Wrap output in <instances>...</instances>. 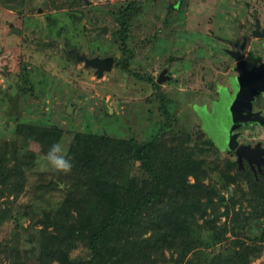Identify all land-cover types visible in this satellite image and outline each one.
Wrapping results in <instances>:
<instances>
[{
	"label": "rangeland",
	"instance_id": "374dc122",
	"mask_svg": "<svg viewBox=\"0 0 264 264\" xmlns=\"http://www.w3.org/2000/svg\"><path fill=\"white\" fill-rule=\"evenodd\" d=\"M131 1L0 0V178H6V186L0 184V264L19 260V264H38L43 225L39 218L44 209L56 210L63 204L73 179L72 170L58 172L48 163L47 154L53 145L68 149L74 134L86 129L116 137L132 136L138 141L150 139L166 120L160 105L162 93L170 107L165 137L188 133L193 142L207 136L191 102L208 101L216 81L224 82V42L217 34L224 35L225 24L228 37L237 36V19L249 23L252 11H256L252 9L254 3L260 2L181 0L175 11L168 9L173 0H134L137 10L129 19L127 49H122L118 14ZM260 6L264 14V2ZM224 8L228 9L226 15ZM164 21L166 28L162 27ZM104 24L108 29L101 33L99 28ZM207 30L211 32L208 36L204 35ZM253 44L254 39L250 47ZM72 47L90 56L112 55L113 65L98 77L94 68L76 59L69 50ZM176 54L182 59L176 60ZM124 59L128 69L122 67L120 61ZM167 62L173 79L155 87L148 77L155 78ZM69 102L71 112L67 111ZM18 124L56 129L58 134L48 136L53 142L48 140L45 145L17 131ZM242 129L245 140L264 135L256 126ZM203 156L211 168L204 181L218 187L215 199L227 202L231 185L232 196L237 194L233 209L251 214L249 195H245L249 191L246 176L249 179L252 173L238 171L232 153L219 148ZM131 172L141 175L138 161H134ZM225 176L235 181L227 182ZM188 178L194 179L192 175ZM17 182L22 184L21 190L9 192ZM225 208L221 204L220 209ZM221 221L228 222V229L220 242L204 248L205 255L212 256L223 247L224 251L233 246L239 249V244L233 245L238 240L260 248L248 264H264V241L255 237L264 226V216L249 218L246 227H234L237 234L232 233L225 214ZM203 235L209 237L208 232ZM7 243L21 250L20 256L6 254ZM165 254L169 256V251ZM88 257L86 244L79 240L67 258L50 264H72Z\"/></svg>",
	"mask_w": 264,
	"mask_h": 264
},
{
	"label": "trees",
	"instance_id": "16d2710c",
	"mask_svg": "<svg viewBox=\"0 0 264 264\" xmlns=\"http://www.w3.org/2000/svg\"><path fill=\"white\" fill-rule=\"evenodd\" d=\"M136 10L134 0L119 10L122 49H127L129 19ZM120 62L128 69L127 59ZM148 80L159 86L154 78L149 76ZM161 95L166 120L150 139L138 141L132 136L116 137L91 129L74 134L67 149L73 172L70 188L59 208L44 209L39 218L43 225L39 230L38 264L67 258L79 240L86 244L89 257L72 264H248L250 257L257 255L254 251H260L254 243L235 240L233 245L239 244V249L233 246L224 251L223 247L212 256L205 255L204 248L220 242L228 229L222 215L228 217L234 234V227H246L249 218L264 216V176H246L249 191L245 196L249 195L251 214L233 209L236 192L225 203L215 199L218 187L204 181L211 175V168L203 153L218 147L209 136L193 142L188 133L165 137L170 107ZM17 129L45 145L48 140L53 142L48 136L58 134L56 129L33 124H18ZM134 161L139 163L140 176L131 172ZM225 177L227 182L235 181L232 176ZM0 184L6 186V178H0ZM14 185L9 192L21 190V183ZM221 204L226 208L221 210ZM204 232L209 233L208 238ZM255 237L264 241V226ZM5 248L6 254L20 256L18 248L8 243Z\"/></svg>",
	"mask_w": 264,
	"mask_h": 264
},
{
	"label": "flooded vegetation",
	"instance_id": "af4514ba",
	"mask_svg": "<svg viewBox=\"0 0 264 264\" xmlns=\"http://www.w3.org/2000/svg\"><path fill=\"white\" fill-rule=\"evenodd\" d=\"M259 1L258 4L254 3L256 6L252 9H256V11H252L253 14L249 23L244 22L242 19H237L236 24L239 28L237 36L235 35L234 38H229L227 25L225 24L224 35L221 33L217 34L219 40L224 42V45H222L225 59L224 82H221V79L216 81L215 85L210 90L211 96L208 101L191 102L193 111L199 118L200 125L203 128V133L207 136H209L210 133L208 134L206 128L214 131L216 125H237L226 134H224V131L221 133L219 131L218 136L221 142L226 143L229 141L230 143H233L234 147L225 145V147L222 148L215 143L210 136L209 137L220 150L232 153L233 162L238 171H250L256 179H260V177L264 176V152L261 150V147H264V135L255 140H245L243 139L242 128L246 126H256L257 128L263 129L264 132V124L260 123L257 119L244 122V120L247 119V116L245 115L248 112V107H250V112H259L260 115L264 116V90L262 89L253 96L248 95L247 90L244 89L245 86L242 85L243 83L240 84V67L251 69L264 62V14L261 12L260 6L264 0ZM180 4L181 0H173L168 3V9H174L177 11ZM224 12L226 15L228 9L224 8ZM162 23V27L166 28L165 21ZM208 34H211L210 30H207L204 35L208 36ZM253 39L254 44L250 47V41ZM174 57L176 60L182 59L180 54H176ZM228 59H230V61ZM164 67H166V71L161 77L165 79L162 82H157L158 84L173 79L172 74L169 72V62L165 63L161 70ZM161 70L154 78L155 80L159 76ZM260 115H254L252 113V117L255 116L256 118H260ZM217 127L216 130L218 129ZM233 134H235V136H232ZM256 143L260 144L258 148L255 150L250 148L247 155L242 154V166L239 167L237 161L238 155L236 153L237 146L239 144H249L253 147ZM228 190V196L231 197L230 188H228ZM221 198L224 199V196Z\"/></svg>",
	"mask_w": 264,
	"mask_h": 264
},
{
	"label": "water",
	"instance_id": "95a60500",
	"mask_svg": "<svg viewBox=\"0 0 264 264\" xmlns=\"http://www.w3.org/2000/svg\"><path fill=\"white\" fill-rule=\"evenodd\" d=\"M85 2H88L89 0H84ZM107 26L101 25L99 28V32L105 33L107 31ZM11 30H14L15 32H19V28L17 27H12ZM263 35V34H262ZM73 54L75 55L77 60L83 61L84 66H91L94 68L96 76H102L103 72L105 70H109L112 65H113V56L112 55H106V56H99V55H93V56H88L85 52H79L76 47H72L69 49ZM244 67V66H243ZM166 71V67H164L161 72L159 73V76L156 78L157 82H162L165 78H162L161 75ZM240 80L242 85L245 86L244 89L247 90L248 95L253 96L255 93L261 91L262 89L264 90V62H262L260 65L255 66L251 69H245L240 67ZM239 84V85H240ZM67 111L71 112L72 111V105L70 102L67 104ZM247 116L244 120V122L247 121H254L257 119L260 123L264 124V116L260 115L259 112H250V107L247 109ZM252 113L254 115H260V118H256L255 116L252 117ZM218 126V127H217ZM237 125L231 124V125H216L214 131L210 130L207 128L208 132L213 136V140L215 143H217L220 147L224 148L225 145H228L229 147H234L233 143H230L229 141L226 143H223L219 140V131L220 133L224 131V134H226L229 130L233 129ZM216 127L218 128L216 130ZM232 136H235L233 134ZM260 146L259 143H256L253 147H251L249 144H239L236 148V153L238 155L237 161L239 163V167L242 166V154L247 155V153L250 151L249 149L251 148L252 150H255ZM261 150L264 152V147H261ZM230 188V196H232V186H229Z\"/></svg>",
	"mask_w": 264,
	"mask_h": 264
},
{
	"label": "clouds",
	"instance_id": "9594fccd",
	"mask_svg": "<svg viewBox=\"0 0 264 264\" xmlns=\"http://www.w3.org/2000/svg\"><path fill=\"white\" fill-rule=\"evenodd\" d=\"M48 163L58 172H70L72 168L71 158L67 155V149L60 144H55L47 154Z\"/></svg>",
	"mask_w": 264,
	"mask_h": 264
}]
</instances>
